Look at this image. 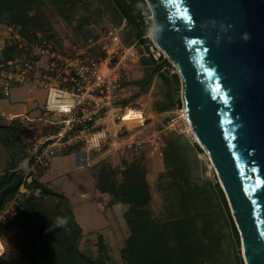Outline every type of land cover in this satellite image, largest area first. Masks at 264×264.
Returning <instances> with one entry per match:
<instances>
[{
  "label": "rangeland",
  "instance_id": "rangeland-1",
  "mask_svg": "<svg viewBox=\"0 0 264 264\" xmlns=\"http://www.w3.org/2000/svg\"><path fill=\"white\" fill-rule=\"evenodd\" d=\"M128 5V0H37L31 8L44 27L28 30L34 35L29 39L0 21L1 188L8 179L20 178L16 191L0 203L3 262L20 257L21 264H39L29 260L32 250L22 221L36 212L60 229L70 218L80 228H63L55 235L64 251L75 245L89 261L126 264L121 250L130 235L124 219L130 206L116 205L112 195L100 190H117L132 178L145 184L149 201L143 210L158 228L188 214L194 240L202 243L199 264H238L237 257L241 259L239 237L236 245L214 189L215 172L180 118V85L178 78L172 79L177 77L173 65L151 62L143 46L151 14L144 3L137 19L134 12L124 11ZM140 25L145 29L138 35ZM128 47L133 54L124 51ZM4 48H11L10 58ZM70 58L84 67L100 62L104 75L115 70L110 111L100 123L107 137L95 149L73 134L63 135L68 118L45 108L47 83L69 87L65 62ZM124 108L140 111L145 124L118 129L114 116ZM43 154H49L45 162ZM70 261L68 255L65 264Z\"/></svg>",
  "mask_w": 264,
  "mask_h": 264
},
{
  "label": "water",
  "instance_id": "water-1",
  "mask_svg": "<svg viewBox=\"0 0 264 264\" xmlns=\"http://www.w3.org/2000/svg\"><path fill=\"white\" fill-rule=\"evenodd\" d=\"M176 67L182 112L208 157L243 264H264V0H143ZM168 59V60H167Z\"/></svg>",
  "mask_w": 264,
  "mask_h": 264
},
{
  "label": "trees",
  "instance_id": "trees-1",
  "mask_svg": "<svg viewBox=\"0 0 264 264\" xmlns=\"http://www.w3.org/2000/svg\"><path fill=\"white\" fill-rule=\"evenodd\" d=\"M62 1V0H57ZM120 1V0H118ZM37 0H0V21L9 26L17 27L18 32L22 38H28L29 35L34 37L33 32L28 30H42L44 24L43 20L37 12L31 8V5ZM129 5L124 7L127 14L135 13L137 19H141V8L144 6L142 0H128ZM132 6V7H131ZM138 23L142 24L141 20ZM138 35L144 31L145 27L142 25L136 27ZM146 40H142L145 44ZM8 52L7 58L12 55L11 48H4ZM174 81H177L176 76H172ZM164 111V110H162ZM167 161H172L170 156L166 155ZM176 159L173 164L175 165ZM129 178V173H127ZM20 178H15V181L10 182L9 179L4 182L3 188L0 184V203L3 198L10 197L17 189ZM214 189L221 202L222 208L225 212L227 222L229 223L231 233L234 236L235 244L238 245V235L235 226L232 222L230 213L224 195L215 184ZM101 193H108L112 195L116 205H129L128 212L125 213L124 219L126 221L129 237L126 240L124 248L121 250V257L126 264H199L201 241L194 240L195 228L192 226V220L185 212L186 217L171 220L158 228L151 220L147 218V214L143 207L149 201L147 188L142 181L135 179H128L126 183L121 185L117 190L101 189ZM184 198V197H183ZM183 201V199L181 198ZM197 204L192 205L195 208ZM182 209H185L184 201ZM27 213V211H26ZM25 226V237L29 241V247L32 250L29 255V260L38 261L39 264H65L66 258L69 255L73 264L77 261L79 264H107L105 258H101L97 262H92L82 257L76 250L75 245H71L69 249L64 251L55 235L62 233L63 228H71L76 232H80V228L73 221L69 219L66 221L65 227L58 228L54 223L45 222L40 219L35 213H31V219L22 216ZM168 235L171 239L170 244ZM68 239V238H66ZM69 240V239H68ZM198 247H197V246ZM200 251V252H199ZM16 260H9L3 262L0 259V264H21L20 257ZM75 258H78L77 260ZM237 263L242 264V261L237 257Z\"/></svg>",
  "mask_w": 264,
  "mask_h": 264
},
{
  "label": "built area",
  "instance_id": "built-area-1",
  "mask_svg": "<svg viewBox=\"0 0 264 264\" xmlns=\"http://www.w3.org/2000/svg\"><path fill=\"white\" fill-rule=\"evenodd\" d=\"M149 20L151 21V18ZM143 39L146 40L143 46L149 59L151 62L159 64L165 58L163 53L154 45L151 37L146 36ZM113 40L117 41V38H113ZM124 51L134 53L132 47H128ZM51 55L54 57L53 54ZM65 63H67L69 69L68 80L70 85L61 89L55 83H47L45 85L47 89L45 108L47 111L58 112L68 118L69 121L65 125L63 135L73 134L83 146L95 149L107 137L108 130L100 126V123L101 119L106 117L110 111L107 105L112 98L117 83L115 70L111 69L107 75H104L99 72L100 62H91L89 67H84L83 63L77 58H70V61ZM87 70L90 71L88 75L86 74ZM68 72L65 71L64 73L68 75ZM50 98H52V101H50ZM104 101H106V104ZM126 110L127 108H124L121 114L114 116V119L118 122V129L126 127L127 123L123 121L124 115H127L125 114ZM133 121L137 127L145 124L142 113L138 119ZM171 122L173 121L171 120ZM43 155H45V162L49 154ZM40 161L41 158L38 159V162ZM42 162L43 160L40 163Z\"/></svg>",
  "mask_w": 264,
  "mask_h": 264
},
{
  "label": "bare ground",
  "instance_id": "bare-ground-1",
  "mask_svg": "<svg viewBox=\"0 0 264 264\" xmlns=\"http://www.w3.org/2000/svg\"><path fill=\"white\" fill-rule=\"evenodd\" d=\"M165 57H166V56H165ZM167 60H168V59H167ZM168 61H169V60H168ZM173 68H174V71L176 72V67H175L174 65H173ZM51 94H52V93H51ZM50 101H52V98H50ZM125 114H127V115H124L125 117L123 118V121H124L125 123L129 124V123H133V122H134L133 120L138 119V118L140 117L141 112H139L138 110H133V109H129V108H128V109L126 110ZM179 115H180V118H182L183 121L186 123V127H187L188 131L192 134V132H191V130H190V127H189V125H188V123H187V121H186V119H185V117H184V114H183L182 110L180 111ZM130 120H132V121H130ZM192 136H193V135H192ZM3 253H4V249H3V247H2V245H1V243H0V256H1Z\"/></svg>",
  "mask_w": 264,
  "mask_h": 264
},
{
  "label": "clouds",
  "instance_id": "clouds-1",
  "mask_svg": "<svg viewBox=\"0 0 264 264\" xmlns=\"http://www.w3.org/2000/svg\"><path fill=\"white\" fill-rule=\"evenodd\" d=\"M161 31V28L158 24L153 23L148 30V36L155 39L157 34Z\"/></svg>",
  "mask_w": 264,
  "mask_h": 264
},
{
  "label": "crops",
  "instance_id": "crops-1",
  "mask_svg": "<svg viewBox=\"0 0 264 264\" xmlns=\"http://www.w3.org/2000/svg\"><path fill=\"white\" fill-rule=\"evenodd\" d=\"M66 158V157H65ZM54 159V158H53Z\"/></svg>",
  "mask_w": 264,
  "mask_h": 264
}]
</instances>
